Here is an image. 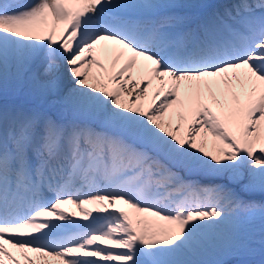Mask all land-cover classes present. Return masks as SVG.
I'll list each match as a JSON object with an SVG mask.
<instances>
[{"label": "snow or ice", "instance_id": "snow-or-ice-1", "mask_svg": "<svg viewBox=\"0 0 264 264\" xmlns=\"http://www.w3.org/2000/svg\"><path fill=\"white\" fill-rule=\"evenodd\" d=\"M229 257L264 264V0H0V264Z\"/></svg>", "mask_w": 264, "mask_h": 264}, {"label": "bare ground", "instance_id": "bare-ground-1", "mask_svg": "<svg viewBox=\"0 0 264 264\" xmlns=\"http://www.w3.org/2000/svg\"><path fill=\"white\" fill-rule=\"evenodd\" d=\"M211 2L214 4V5H216V6H218V7H222V6H224V5H230L231 3H233L234 1L233 0H211ZM223 183H225V184H228L229 182L227 181H222ZM229 186H231V185H229ZM255 199H257V200H261L262 198L261 197H259V196H257V197H255ZM66 207H68V210L69 211H73V210H75V211H78L77 209H73L71 206H66ZM232 258H234V257H229V258H227V261L228 260H230V259H232ZM257 259H259V257H256ZM230 264H237V259L236 260H234L233 262H231Z\"/></svg>", "mask_w": 264, "mask_h": 264}, {"label": "rangeland", "instance_id": "rangeland-1", "mask_svg": "<svg viewBox=\"0 0 264 264\" xmlns=\"http://www.w3.org/2000/svg\"><path fill=\"white\" fill-rule=\"evenodd\" d=\"M224 181H226V182H227V179H225ZM236 259H237V258H235V257H234V258H232V259L228 260V261H227V264H230L231 262H233V261H234V260H236Z\"/></svg>", "mask_w": 264, "mask_h": 264}]
</instances>
